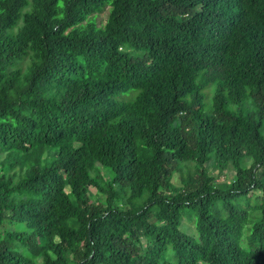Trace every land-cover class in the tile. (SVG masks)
<instances>
[{"label":"trees","instance_id":"obj_1","mask_svg":"<svg viewBox=\"0 0 264 264\" xmlns=\"http://www.w3.org/2000/svg\"><path fill=\"white\" fill-rule=\"evenodd\" d=\"M0 264H264V0H0Z\"/></svg>","mask_w":264,"mask_h":264},{"label":"rangeland","instance_id":"obj_2","mask_svg":"<svg viewBox=\"0 0 264 264\" xmlns=\"http://www.w3.org/2000/svg\"><path fill=\"white\" fill-rule=\"evenodd\" d=\"M108 14H109V8H106L103 12H101V13H98V15H97V20H98V22L101 24H104V23H106V21H107V18H108ZM205 93H206V104H207V106L208 107H210L211 106V104H212V97H213V94H214V86L213 87H208L206 90H205ZM238 107V105H232V106H230V108H237ZM104 172H105V169L103 168L102 169ZM215 173H217V172H215ZM234 177V173L231 171H228V173H226V175L225 174H223V175H220L219 177H218V181H223L224 179H226V180H231L232 178ZM173 182L175 183V185H177V186H180L181 185V183H180V177H179V174L178 173H176L175 175H174V178H173ZM94 192H95V190H93ZM188 227H193V224L191 223H189L188 225H187Z\"/></svg>","mask_w":264,"mask_h":264}]
</instances>
